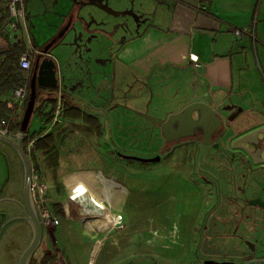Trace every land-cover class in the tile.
I'll use <instances>...</instances> for the list:
<instances>
[{"label":"crops","instance_id":"1","mask_svg":"<svg viewBox=\"0 0 264 264\" xmlns=\"http://www.w3.org/2000/svg\"><path fill=\"white\" fill-rule=\"evenodd\" d=\"M138 7L137 12L140 11L138 14L142 16L140 19L142 24L120 43L114 53L108 34L102 31L110 23L108 21L106 24L109 16H106L104 12H96V19L93 16L100 24L90 39L89 47L87 45L85 50L94 52L92 54L98 58L97 69H92L93 71L90 72V74L94 72L99 74L97 82L101 80L97 94L94 93V99L109 95L113 78L128 90L136 89V100L142 99L144 93L155 97L152 92L155 88H161L166 94L155 97L157 98L155 108L152 109L149 104L146 112L150 113V116L162 118L164 114L180 106L181 93H184L185 89L191 92V88L196 87V93L201 100L207 102L216 114L221 116L224 123L229 122L224 130L226 134L221 140L222 145L230 147L235 137L248 132L250 133L248 138H251L250 143L253 142L257 157L264 160V97H261L262 93L260 95L257 93L262 88L258 78L257 59L264 61V36H261V33H264L262 32L264 31V0H149V2L140 0ZM76 10L78 11L76 4H71L69 0H25V13L28 21H32L30 20L31 12L43 14L45 30L54 32L46 33L43 42H47L54 36L53 34L58 32L66 23L68 16L71 14L75 16ZM236 27L248 28L253 33L254 29H258L260 41H257L256 36L255 43L249 36H243L237 40L232 33L233 28ZM32 39V46L39 49ZM8 41L14 42L13 39H8ZM56 46L58 44L51 48L50 55L57 64L60 58H56L57 56L52 52H61V48ZM191 59H196L197 65ZM112 60L118 62L119 66L112 69L110 66ZM24 75L29 77L30 70L27 73L24 72ZM57 78L60 83L58 76ZM93 79L90 76L89 93L95 91L96 81ZM73 90L74 87L71 92L67 90L65 94L69 104H73L72 98L75 96ZM102 91L105 94L101 93ZM0 96L8 101L11 99L10 92ZM110 98L112 100L111 95ZM89 106L93 108V112L88 113H93L92 115L97 117L101 124L99 128L91 129L81 119L75 118L69 119V122L71 121L69 125L75 124L79 128L82 127L81 132L78 130L75 133L70 129L67 131L61 128L65 120H68L64 118L58 126L51 129L55 134L60 132L56 135L58 137L54 148L56 154L35 153L34 160L39 170L41 169L44 178L46 176L50 181L51 194L46 195L48 207L52 211L54 204L57 203L61 208V213H54L53 209L52 212L58 217L59 223L51 228L42 226L40 244L28 264H42L41 260L47 252L51 254V258L43 264L58 263L56 256L59 254L62 255L65 264H93L104 239L110 233V229L105 233L102 229L114 221L111 218L113 212L116 214L120 211L123 216L122 207L127 200L126 192H117L118 189L115 186L113 187L116 188L115 192L111 193V200H109L104 190L98 187L100 185L99 174L104 180L103 183L108 182L107 185H110V180L104 177L111 173V161L104 160L100 165L105 170L109 168L105 171V175L96 168V170L77 172L75 170L79 167L72 166L65 159L86 142L83 133L89 136L90 143L95 144L93 146H96L100 152L112 149L117 152L119 151L117 149L133 147L136 143H140L133 136L130 145L125 143L128 133L123 134L124 129H120L119 140L113 143L114 146L108 144L107 119L105 116H99L104 110V114L107 113L110 107L104 109L101 104ZM46 111L47 109L39 114L34 113L40 123V128L45 125L43 115ZM131 113L130 115L123 114L121 120L134 121L136 131H149V137L159 135L160 129L153 126L141 113H134V111ZM20 115L21 111L17 110L14 116L17 121ZM49 127L47 130L50 129ZM17 133L18 130L13 129L6 137L15 139ZM185 139L182 138V141L176 142L175 147L178 149L181 146L192 147L196 144L188 143L184 141ZM161 143L162 141H157V148H154V145L151 146L150 152L157 151ZM203 144L209 147V141ZM10 148L11 146L0 141V151L6 154L9 161L15 165V157ZM64 168H71L70 172H73L74 177L65 179L66 174L61 173ZM118 176L119 174L114 177L122 182V177ZM74 183L84 185L82 187L80 184L76 189L77 195L71 194V184ZM84 187H87L89 192L81 195L85 192ZM47 188L48 186L46 193ZM9 196L10 194L2 195L5 199H0V213L5 211L7 204L4 202ZM14 199L16 200L14 202L18 204L19 212L0 215V264H18V258L32 235L28 222L20 218L15 219L16 216H23V206L18 203L22 202V192L17 194L15 191ZM91 199L99 203L102 208H95ZM10 217L13 218L7 221ZM16 220L25 222L22 226L21 237L16 222L11 226L8 225L10 221ZM98 222H101L102 229L93 228ZM88 223H91V226ZM95 238L97 241H93ZM255 250L256 253L257 251L260 253L258 257L253 256L251 252L248 255V251L245 250L243 253L247 254V259L237 264L255 258L264 259V245H261L260 241ZM108 256L102 264H109Z\"/></svg>","mask_w":264,"mask_h":264},{"label":"rangeland","instance_id":"2","mask_svg":"<svg viewBox=\"0 0 264 264\" xmlns=\"http://www.w3.org/2000/svg\"><path fill=\"white\" fill-rule=\"evenodd\" d=\"M69 1L71 4H74V0ZM75 1L79 3L76 5L78 11L76 10V18L74 19L77 27H79V22H77L79 15L84 17V21H89L92 16H96V12H104L99 7H105L106 11L111 13L104 12L106 16H109L106 19V24L108 21L110 23L105 26V30L110 38L113 53L120 43L127 36L134 33L142 24L140 21L142 16L138 14L140 11L137 12L140 0H93L96 3H90V1L86 0L84 5L82 4L84 0ZM147 1L149 2V0ZM97 3H99V7H96ZM5 6V0H0V15L4 12ZM131 14L137 17L138 24L133 23ZM44 18L43 14L31 12L30 20L32 21H28V16L25 20L28 35H30V38L34 37L32 41L38 48H42L46 44V42H43L46 33H54L45 30ZM124 22H128V25L132 27L130 31L124 28ZM84 25L87 26L85 22ZM97 27V21L90 24V30L94 31ZM15 33L21 39L20 45L27 46L22 26ZM254 33L253 43H255V36L257 41H260L259 30L254 29ZM87 34L83 35L82 44L89 47L90 39H92L93 35L90 33L87 36ZM262 34L264 33H261V36H264ZM73 38L72 32L69 31L62 41L58 43V46H56L61 48V52H52L57 56L56 58H60L56 66L57 76L60 79L62 88L71 92L74 87L75 96L72 98V102L86 112H93V108L89 105L96 106L101 104L104 109L110 107L107 113L105 112L104 114V110L102 115L99 116H105L107 119L108 144L114 146L115 141L119 140L120 129H124L123 134L125 132L128 133L125 143L130 145L132 136L137 142H140L139 144L136 143L133 147L117 149L119 150L117 152L113 149L100 152L96 146H93L95 144L90 143L88 140L89 136L83 133L86 142L77 147L69 157L65 158L74 167H84L83 169H76L75 171L77 172L97 169L102 174H105V171L109 168L105 170L100 165L104 160L106 162L111 161V173L109 176L104 177L107 178L106 180L109 179L111 183L109 182L110 185H107L108 182L104 184V180L99 174L100 185L98 187L104 190L109 200H111V193L115 192L116 188H113L115 186L118 189L117 192H126L127 194V200L122 207L123 216L120 214V211L116 214L113 212L111 215V218L114 219L115 215L120 214L122 216L120 224H115L113 221L103 228L101 221L93 227L95 229L103 228V233L110 229V233L104 239L101 250L99 249L100 252L95 257L93 264H102L106 260L107 255H109L107 260L109 264H197L201 262L206 255L216 252L214 249H211L216 242V233L210 231L208 225L214 220L216 215L214 209L218 208V205H223V196H227L233 191L232 172L228 168L230 165L226 161L213 163L209 157L206 158L209 156L208 153L211 150L205 145L195 147L188 145L181 146L176 149V152L172 156H163L159 161L155 162L122 159V156L125 155L149 158L156 153V151L154 153L150 152L151 146L154 145L153 147L157 148L155 135L149 137V131H136L134 121H123L121 119L123 114L130 115L133 111L134 113L139 112L149 115L150 113L146 112L147 106L150 104V107L154 109L157 102V98L155 97L164 96L166 94L165 90L155 88L152 92L155 97H152V95L147 96L144 93L142 99L136 100V89L128 90L127 87H123L119 84V81L117 82L113 78L111 80L113 83L112 89L108 93L109 97L103 96L99 99H94V93L97 94L96 91L101 80L97 82L99 74L96 72L90 74V72L93 71L92 69H97L98 58L95 54H92L94 52H84V46L80 47L81 57H79V52L77 54L74 53V46L69 44ZM88 38L90 39L86 40ZM110 66L114 69L119 64L115 60H112ZM257 70L258 78L262 84L261 91L257 93L259 95L262 93L261 97H264V61L260 58L259 60L257 59ZM90 76L94 78L93 80L96 81V84L94 86L95 91L89 93ZM161 91L162 93H160ZM101 93L105 94L104 91ZM110 95L112 96V100ZM154 98L155 100H151ZM138 101L139 103H136ZM144 122L146 121L144 120ZM62 126V129H70V131H75V133L78 130L81 132L80 129H82V127L79 128L75 124H63ZM39 129L40 123L37 121V116L33 114L28 130L29 132H34L39 131ZM232 146L233 143H231ZM6 161L9 162L7 155L0 151V183L7 170ZM70 170L71 168H64L61 172L62 174H66L65 179L74 177L73 172H70ZM41 172V169L37 171L39 176L38 182L44 184L45 187L48 186L47 193L45 194V198H47L46 195L51 194L49 190L50 181L48 177L45 176L44 178V174ZM206 173L210 175L206 177ZM117 174L122 177V182H119L114 177ZM76 183L71 184L72 195H77L75 191L81 184L78 183L76 185ZM81 186L83 187L84 185L81 184ZM84 189L85 192L81 193V195L89 192L87 187H84ZM58 223L51 227L57 226ZM90 224L88 223L89 226H91ZM93 241H97V238ZM261 243H264V240ZM255 244L257 245V242ZM234 247L243 248L244 245L241 242L234 245L230 241L225 243L221 250L230 256L233 253ZM255 255L258 257L260 253L257 251ZM245 256L247 255L234 258L233 262L235 264L242 262ZM56 257L62 259L64 262L62 255L59 254Z\"/></svg>","mask_w":264,"mask_h":264},{"label":"flooded vegetation","instance_id":"3","mask_svg":"<svg viewBox=\"0 0 264 264\" xmlns=\"http://www.w3.org/2000/svg\"><path fill=\"white\" fill-rule=\"evenodd\" d=\"M88 1H90V3H96L93 0ZM84 2H86V0H84L82 4H84ZM74 4L77 5L79 3L74 0ZM75 18L76 17L71 14L70 16H68L67 21L63 26L73 23ZM89 34L90 33H88L87 36ZM35 57L36 55L34 54L33 60L35 59ZM32 71L33 64L30 68V76ZM58 89L61 90V96H66L65 94L67 91L62 88V84H59V87L56 90L58 91ZM39 92L42 91L39 89L38 93ZM48 92L50 91H44L43 93L45 94ZM211 127L210 129L209 127L203 129L195 128L191 136L180 137L177 139L170 138L169 140H167L162 135V133L159 132V135L156 136V139H158L157 141H162V143L158 147L156 153L153 155H159V160L163 156H172L177 149L175 147V143L182 141V138H186L184 141L188 143H196L193 147L202 146L204 145L203 143L205 141H209L208 145L211 151L208 153L209 156H207L206 158L209 157L213 163H222V161H226L230 165V167L228 168L232 172L231 176L233 179V191L227 196H223V205H218V208L214 209V211H216V215L214 217V220H212L211 223L208 225L209 230L214 231L216 233V242L213 248H211L214 249L216 252L213 254L206 255L202 259V261L198 262L197 264H202L206 260L216 262H233L234 258L241 257L242 255L239 254V251H237L238 247L233 248V253H231L230 256L227 255L225 252H222L221 248H223L225 243L231 241L235 245L237 243H240L241 239L244 240L246 238L251 241H257L261 237V227L264 226V172L257 173L254 178L250 175V173L247 174V176L245 174L248 170L250 171L249 168L251 166L255 167L258 165H264V160H260L257 157L256 149L252 145L253 142L250 143V137L241 140L240 138L243 135L237 136L232 140V143H236L233 144L232 147H226L221 143L222 138L225 137L224 135L226 134L224 131L225 128L222 125H219L218 127H216V129H214V124ZM208 133L209 136H207ZM238 139H240V141H237ZM242 148H245L247 150V153ZM10 149L14 154L16 164L13 165L10 161H6L7 170L5 176L3 177V180L1 181L2 184L0 183V199H5V197H2V195L10 194V196L6 198V201L4 202L5 204H7V207H5L6 209L4 212L0 213L1 216L6 214L9 215L10 213L16 214L17 212H19L18 204L14 202L16 201L14 199V192L16 191L17 194H19L20 191L22 192V162L17 152L12 147ZM209 175L210 174L206 173V177H208ZM33 207L36 212L35 206ZM24 216L26 215L23 213V216H16L15 219H23ZM12 218H8L7 221ZM15 222L19 226L17 230H19L21 237L23 233L22 226L25 224V222L23 220H16L12 222L10 221L8 225L11 226ZM243 248L244 250H246V252L248 251V255H250V250H248L245 246Z\"/></svg>","mask_w":264,"mask_h":264},{"label":"water","instance_id":"4","mask_svg":"<svg viewBox=\"0 0 264 264\" xmlns=\"http://www.w3.org/2000/svg\"><path fill=\"white\" fill-rule=\"evenodd\" d=\"M96 7H99L98 4ZM99 8L102 11L111 14L109 11H106L104 7H99ZM130 16L133 23L138 24L136 20L137 17L134 14H131ZM77 22H79V27L75 25L74 21L71 24L62 26L58 30V32L54 36H52L42 48L37 49L35 53L36 57L34 60H32L33 71L28 81L29 91H28L27 101L25 103L21 115L17 136L15 137V139H11L4 135H0V141L11 146L17 152L23 166L22 202H18V203H20V206H23V210H24L23 213L26 215L23 217V219L29 223L31 227L32 235L27 246L24 248V250L21 252L18 258V264L29 263L30 258L32 257L36 248L39 246L42 237V225L37 213L34 210L33 207L34 204L31 194V163L28 155L20 145V140L23 137V132L26 131L31 115L34 111L35 103L41 100V97H37V91L40 89L43 93L44 91H50L58 88L59 82L57 78V68L54 58L50 55L51 48L56 44L60 43L62 39L66 36V34L69 31H71L74 38L72 39V42L69 44L70 45L72 44L74 46L73 52L76 54L77 52H79L78 55L79 57H81L80 47L84 46L85 48L87 46L85 44H82L83 35L85 33H91L93 35V33L96 32V29L94 31L89 30L90 24L93 22L96 23V20L93 18V16L89 21H84V17L79 15ZM84 22L87 26L84 25ZM99 24L100 23H98V25ZM123 26L126 30L130 31L131 27L128 25V22L127 23L124 22ZM102 31L106 33V30H102ZM84 52H86L85 49ZM181 99L182 100L180 102L181 103L180 106L177 107V109L172 110L167 114H164L162 118H157L155 116L144 115V114L141 115H143V117H145L148 121H150V123L153 126L158 127L162 135L167 140H169L170 138L177 139L180 137L191 136L195 128L203 129L209 127L210 129V127L214 124L213 128L216 129V127H218L219 125H222L224 128L229 125L228 121L224 123L221 116L216 114L215 110H213L207 102L201 100V97L196 93V87H192L191 92L188 89H185V92L181 93ZM248 135H250V133L244 134L240 139L244 140L248 138ZM207 136H209V133L207 134ZM242 149L247 153V150L245 148ZM124 158L133 159L140 162H155L159 160V155L149 158H141L136 156L125 155ZM249 169L250 171L248 170L245 173L246 176L247 174L250 173V175L254 178L255 175H257V173L264 172V165H258L255 167L251 166ZM262 240H264V226L261 227V237L259 238V240L251 241L246 238L244 240L241 239V243L248 250H250L253 256H255L256 254L255 242L258 243V241H260L261 243ZM262 244L264 243H261V245ZM237 251H239V253L242 256H244L243 254L244 248L238 247ZM243 259L244 260L247 259V256H245V258ZM211 263L235 264L234 262H216L211 260H206L202 264H211ZM257 263L259 264L264 263V259L255 258L252 260H247L241 264H257Z\"/></svg>","mask_w":264,"mask_h":264},{"label":"trees","instance_id":"5","mask_svg":"<svg viewBox=\"0 0 264 264\" xmlns=\"http://www.w3.org/2000/svg\"><path fill=\"white\" fill-rule=\"evenodd\" d=\"M5 4H7V0H5ZM8 19V12L5 6L4 12L0 15V95L3 93H12L17 87L21 85L22 82L29 81V77L24 75V72L20 69L18 64V58L22 51H24V46L20 45V41L18 42H10L8 39L2 37V30L3 27ZM27 89L29 91L28 85ZM37 97H41L40 101L35 103L34 111L32 115L36 113H42L45 109H47L46 113H44L43 122L44 127L40 128L39 131L29 132L28 126L26 131L23 132V137L21 138V145L25 151V146L28 140H33L34 149L32 154L30 155V160L34 170L37 172L39 170L38 165L35 159V153H43V154H56L54 150L56 146V141L58 140V135L60 132H55L51 129L58 126L60 123L55 124L52 127L50 126L52 114L55 110L56 101H57V90H50L47 94H42V92L37 91ZM8 99H2L0 96V119L2 118H10L12 115L15 116L16 109L8 107ZM23 111V110H22ZM21 111V115H22ZM20 115V116H21ZM31 115V117H32ZM63 118L68 119H75L79 118L86 123L88 127L91 129H96L100 127V123L97 120V117L93 116L92 114L82 110L80 107L69 104L65 96H61V114L60 119ZM31 119V118H30ZM12 120V119H11ZM20 120V119H19ZM17 119H13L10 125V131L15 129V131L19 130L20 121ZM63 121V120H62ZM30 122V121H29ZM71 122V121H70ZM64 124V123H63ZM48 126L50 129L47 130ZM95 125V126H93ZM55 151V152H53ZM54 209V211H53ZM52 211L54 213H61L60 206L56 203L54 204ZM51 258V254L47 252L42 258L41 263L43 264ZM59 264V261L57 260Z\"/></svg>","mask_w":264,"mask_h":264},{"label":"built area","instance_id":"6","mask_svg":"<svg viewBox=\"0 0 264 264\" xmlns=\"http://www.w3.org/2000/svg\"><path fill=\"white\" fill-rule=\"evenodd\" d=\"M7 12H8V19L3 27L2 30V37L6 39H13V41L18 42L21 39L16 35L15 32L19 30L22 26V30L25 34V38L27 40V46H25L24 51L20 54L18 58V64L20 69L27 73L32 65L33 55L36 53L37 49L32 46V42L30 35H28L27 25L25 23L26 20V13H25V0H8L6 4ZM233 35L237 40L241 39L243 36H249L252 41L254 40L253 31L249 30L248 28H233L232 30ZM192 60V59H191ZM195 65L196 59L192 60ZM28 82L27 80L22 82L19 87L11 93V99L8 102L9 108H15L16 111H22L25 103L27 101L28 96V89H27ZM61 114V90L58 89L57 91V101L55 110L52 114V119L50 123V127L54 126L57 123H61L62 120L60 119ZM15 119L14 115L10 118H2L0 119V135L7 136L10 133V125L11 121ZM65 124H70L68 120L64 122ZM34 149L33 140H28L25 146V152L30 159V155L32 154ZM31 162V161H30ZM39 176L37 172L34 170L31 164V194L33 204L36 208L37 215L41 222V225L44 227H51L58 223V217L50 210L47 204V198H45L46 187L44 184L39 183ZM91 203L95 206V208H102L101 205L94 200H90ZM122 216L120 214L115 215L114 223L120 224ZM59 264H64L63 260L58 258Z\"/></svg>","mask_w":264,"mask_h":264}]
</instances>
